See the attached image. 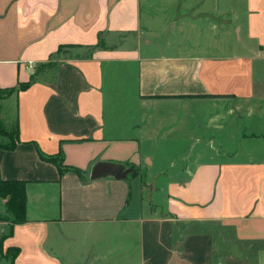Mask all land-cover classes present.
Listing matches in <instances>:
<instances>
[{
  "label": "crops",
  "instance_id": "crops-1",
  "mask_svg": "<svg viewBox=\"0 0 264 264\" xmlns=\"http://www.w3.org/2000/svg\"><path fill=\"white\" fill-rule=\"evenodd\" d=\"M0 88V264H264V0H0Z\"/></svg>",
  "mask_w": 264,
  "mask_h": 264
},
{
  "label": "trees",
  "instance_id": "trees-1",
  "mask_svg": "<svg viewBox=\"0 0 264 264\" xmlns=\"http://www.w3.org/2000/svg\"><path fill=\"white\" fill-rule=\"evenodd\" d=\"M29 87V84L21 85L17 90H25ZM15 89L3 90L0 88V99L6 97L13 92L17 91ZM0 135H5L4 130L0 126ZM15 145L11 146L14 148ZM2 146H0L1 148ZM49 162L54 163L60 170L61 174L65 171L71 170L78 174L82 179L84 178V173L76 168H68L64 166L63 155L58 156H48L43 157ZM0 198L6 200L7 213L9 214V220L12 223L10 234L13 231V225L25 223L27 221L26 211H27V196H26V183L19 181H5L0 177ZM16 255L19 253V250H14Z\"/></svg>",
  "mask_w": 264,
  "mask_h": 264
},
{
  "label": "water",
  "instance_id": "water-1",
  "mask_svg": "<svg viewBox=\"0 0 264 264\" xmlns=\"http://www.w3.org/2000/svg\"><path fill=\"white\" fill-rule=\"evenodd\" d=\"M131 172L132 170L126 169L122 164L99 162L94 167L91 178L96 180L105 175H110L116 180H122L125 179Z\"/></svg>",
  "mask_w": 264,
  "mask_h": 264
},
{
  "label": "rangeland",
  "instance_id": "rangeland-1",
  "mask_svg": "<svg viewBox=\"0 0 264 264\" xmlns=\"http://www.w3.org/2000/svg\"><path fill=\"white\" fill-rule=\"evenodd\" d=\"M3 140H4V141H7V139H3V138L0 137V141H3Z\"/></svg>",
  "mask_w": 264,
  "mask_h": 264
}]
</instances>
